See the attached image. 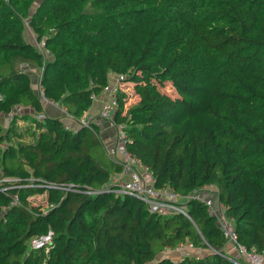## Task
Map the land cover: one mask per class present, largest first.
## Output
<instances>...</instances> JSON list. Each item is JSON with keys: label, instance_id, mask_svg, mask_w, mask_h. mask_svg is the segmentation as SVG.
Segmentation results:
<instances>
[{"label": "trees", "instance_id": "trees-1", "mask_svg": "<svg viewBox=\"0 0 264 264\" xmlns=\"http://www.w3.org/2000/svg\"><path fill=\"white\" fill-rule=\"evenodd\" d=\"M113 77L139 98L124 114L117 90L128 159L185 214L120 192L125 162L97 123L79 125ZM0 95V264H236L194 192L222 207L236 245L264 249V0H0ZM49 232L48 252L30 247Z\"/></svg>", "mask_w": 264, "mask_h": 264}, {"label": "built area", "instance_id": "built-area-1", "mask_svg": "<svg viewBox=\"0 0 264 264\" xmlns=\"http://www.w3.org/2000/svg\"><path fill=\"white\" fill-rule=\"evenodd\" d=\"M113 83L111 82L108 87H105L101 95L105 97V100L99 110V113L97 117L105 122L110 123L113 128L116 130V132L119 135V141L120 143L124 144L126 142V136L121 132V127H114L112 118L114 115V111L117 108V103H116V94L117 90L120 89L118 86L119 83L125 82L123 77H118V78H112ZM39 90L41 91L40 87ZM121 90V89H120ZM2 99L0 95V100ZM22 110L21 107H15L14 113L18 114ZM10 118L7 119L8 122L11 121V116ZM93 119L84 116L83 118L80 119L79 125L82 126H89L91 121ZM65 129L68 128L67 125L64 126ZM135 166L141 167L140 163L138 161H134ZM117 182V180H115ZM152 182H150V186L148 188H145L141 179L139 176L133 172L130 174V179L122 184L119 183V186L122 188L120 192L129 194L132 196H135L142 200L146 205L147 209L150 213L154 214H159V215H167L170 213H181L185 214L184 210L181 208V206L177 205V196L171 194L170 192L166 190H156L153 188ZM188 199H197L200 201L205 202L206 206L209 208L210 213L212 215L217 216L218 219V225L223 232L224 238L232 246V249L236 250L239 255L245 257V261L242 259V262H236V264H264V249L261 252H247L244 248L236 245L235 242V234L232 229V224L231 221L226 218V216L222 212V207L221 206H216L214 207V203L209 200V199H204L202 195L198 192H194V194L190 195L187 197ZM52 241V232H49L45 235L36 237L30 241V247L33 250H42L44 249L45 252H48L49 250V245L51 244ZM193 250V246L191 244H180L177 248L173 250V253H177L181 257H186L188 254H191V251ZM167 256V255H166ZM246 262V263H245Z\"/></svg>", "mask_w": 264, "mask_h": 264}, {"label": "rangeland", "instance_id": "rangeland-1", "mask_svg": "<svg viewBox=\"0 0 264 264\" xmlns=\"http://www.w3.org/2000/svg\"><path fill=\"white\" fill-rule=\"evenodd\" d=\"M31 41H33V39H31ZM29 69H26V71H28ZM31 75H33V72H31L30 73ZM33 76H35V75H33ZM33 76H31L32 77V79H34L33 80V87L37 90V92L39 93V85H38V78H34ZM36 76L38 77V72H36ZM111 82L113 83V80H111ZM119 86V88L122 90V91H124V93H125V95H126V98H125V104H124V107H123V113L125 114V113H127V110L130 108V107H132L133 105H135L137 102H138V100H137V95H135V93H134V90H133V88H134V85L132 84V83H127V82H121V83H119L118 84ZM164 88H163V91L167 94V95H169L170 97H176V93H175V90L173 89V87H172V84H171V82H165L164 83ZM104 97V96H103ZM105 98V97H104ZM54 106V105H53ZM52 106V107H53ZM43 107H44V109L45 110H48L49 109V107H50V104L47 102V101H43ZM55 108V107H54ZM60 109V108H59ZM63 111V113H65L64 112V109L62 110ZM21 112V111H20ZM20 112L18 113V114H20ZM23 112V111H22ZM24 113V112H23ZM23 113H22V115H23ZM5 119H6V117H5ZM66 124V123H65ZM29 125H31V127H32V129L34 128V124L33 123H31V121L30 120H28V121H19L18 122V126H19V130L20 131H23L26 127H28ZM109 125L110 126H112L110 123H109ZM112 128H113V126H112ZM114 135L112 136V137H114L115 138V142L119 139L118 137H119V135L120 134H118L117 132H116V130L114 129ZM28 140V138L27 137H25V140ZM120 143V142H119ZM122 144V143H121ZM106 147V149L108 148V146L106 145L105 146ZM108 150L110 151V152H112L114 149H112V148H108ZM130 164H131V166H127V168L129 169V171H128V173H127V176H128V179H130V174H132L133 172H135L138 176H139V178L141 179V181H142V183H143V185H144V187L145 188H148L149 186H150V178L147 176V175H145L144 173H142L141 172V170L139 169V167H137V166H135V164H134V162L132 161V160H130ZM209 191V193L211 194V190H208ZM204 194V193H203ZM31 200L32 201H34V203H35V205L36 206H40V207H45L44 205L46 204V194H44V195H42V196H35V197H31ZM183 209V208H182ZM235 250V249H234ZM226 253H227V251H226ZM235 253H236V256H237V259L235 258L236 256H234V257H232L231 255H228L229 257H231V258H233L234 259V261H236V262H242V259L245 261L246 259H245V257L244 256H242L241 257V255H239L238 254V252L235 250ZM175 255H178L177 253H175ZM246 263V262H245Z\"/></svg>", "mask_w": 264, "mask_h": 264}, {"label": "crops", "instance_id": "crops-1", "mask_svg": "<svg viewBox=\"0 0 264 264\" xmlns=\"http://www.w3.org/2000/svg\"><path fill=\"white\" fill-rule=\"evenodd\" d=\"M25 36L31 41V39L35 40V38L33 37L30 29L28 27L25 28ZM105 98L103 97V95H100V97H98L96 99V101L94 102V106L92 108V110L90 109L87 113L86 116L92 118L93 120L91 121L92 123H97L96 125L99 127L98 133L103 141L104 146H108V148H112L114 149L116 152V158L120 159L121 161L125 162V170L122 173V180H127L128 176L127 173L129 171V169L127 168V166H131L130 164V160L128 159V154L125 152V147L124 144L119 143L118 141L115 142V138L112 137L114 135V128H112V126H110L107 122L100 120L97 115L99 113V109L101 108L103 102H104ZM137 100L139 101V98L137 96ZM48 102V101H47ZM50 104V107L48 110L44 109V114L47 116H51L54 118L59 117V114H63L62 109H59L56 105L52 104L51 102H48ZM54 105V106H53ZM53 106V107H52ZM55 107V108H54ZM63 117V116H62ZM65 120V123L68 125V127H70V129H73L76 127V122L72 121L71 122H66L67 118L63 117ZM71 119V118H69ZM7 122V118L5 119H1L0 123L2 126H5ZM26 142H30L31 138H29L28 140H24ZM143 172V171H141ZM232 254V257L236 256L235 250L230 252ZM237 259V256L235 257Z\"/></svg>", "mask_w": 264, "mask_h": 264}]
</instances>
